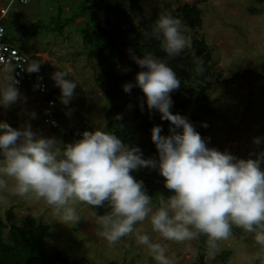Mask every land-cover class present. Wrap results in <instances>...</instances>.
<instances>
[{
	"label": "clouds",
	"instance_id": "9594fccd",
	"mask_svg": "<svg viewBox=\"0 0 264 264\" xmlns=\"http://www.w3.org/2000/svg\"><path fill=\"white\" fill-rule=\"evenodd\" d=\"M149 35L160 42L168 59L191 48L181 20L168 13L159 15ZM126 51L140 71L134 82L122 85L123 92L138 88L149 113L154 110L161 121L171 125L168 135H161L159 125L151 128L157 158L144 159L138 147L101 130L84 131L74 143H64L57 136H40L32 130L33 111L16 129L0 121V189L12 180L17 196L42 201L50 208L53 220L66 226L80 221L76 204L93 208L107 205L109 211L96 217L98 235L111 246L134 234L137 245L146 248L156 264L174 261L166 254V244L153 242L136 227L145 221L163 241L184 243L206 237L211 256L219 251V242L231 237L234 227L251 234L255 244L264 249V151L257 153L256 159H238L227 151L206 147L192 123L170 111V93L181 81L167 61L151 52L139 56L131 48ZM40 66L39 61L31 60L24 70L37 73ZM70 71L57 70L50 77L60 90L59 102L66 107L77 88L68 78ZM204 71L202 62L195 64L194 76ZM16 84L12 76L0 81V108L8 109L21 99ZM36 87L39 85L34 90ZM139 107L143 111L144 104ZM253 143L260 145L262 138L256 137ZM142 168L157 171L171 195H159L154 201L143 182L131 175Z\"/></svg>",
	"mask_w": 264,
	"mask_h": 264
},
{
	"label": "rangeland",
	"instance_id": "374dc122",
	"mask_svg": "<svg viewBox=\"0 0 264 264\" xmlns=\"http://www.w3.org/2000/svg\"><path fill=\"white\" fill-rule=\"evenodd\" d=\"M79 0H31L21 6L11 0L7 6L4 27L12 43L26 51L34 60L41 63L49 84L55 88L50 78L57 70L70 69L69 79L76 84L73 100L66 107L59 102L56 113L65 130L52 129L44 123L43 117L53 114L47 108L43 97L29 88H19L21 99L8 109L0 108V121L12 128L21 127L28 120V112H35L31 121L32 130L40 136H57L64 143H73L71 128L85 131H104L102 112L107 102L94 82L96 64L87 48L81 42L77 29L84 22L79 17L63 29L61 34L40 31L35 37L28 32L34 23H48L56 5L63 2L62 9L69 11V5ZM146 15L168 8L175 9L179 4H193L202 11L201 26L193 30L182 25L183 33L190 40L203 38L211 50V73L217 80L208 91L210 98L216 99L215 109L225 121L215 119L206 147L221 152L227 151L238 159H256V154L264 151V0H139ZM165 3L168 4L165 7ZM165 7V8H164ZM250 7H261L257 14H250ZM214 77V78H215ZM10 72L0 70V81H8ZM213 79V78H212ZM58 95L60 90L58 88ZM104 109V110H103ZM190 109L185 113L189 115ZM47 113V114H46ZM256 137L262 143H253ZM264 170V163L261 164ZM158 198V197H157ZM157 198H154L155 201ZM80 221L76 225H64L53 220L50 208L33 197L21 198L16 195L14 182L7 181V187L0 189V216L6 224L7 212H13V221L21 224L27 214L39 222L49 225L50 237L43 240L48 254L59 249L69 259L84 257L94 264L119 261L130 264H156L147 249L137 245L134 234L122 238L115 245H109L98 235L96 215L88 205H75ZM146 232L153 242L166 244L167 255L174 264H193L197 257L195 241L177 243L163 241L152 232L147 221L137 225ZM219 251L211 256L205 251V264H264V249L255 244L251 234L233 228L228 240L218 244ZM190 249V250H189ZM223 249L230 250L225 262L218 261Z\"/></svg>",
	"mask_w": 264,
	"mask_h": 264
},
{
	"label": "trees",
	"instance_id": "16d2710c",
	"mask_svg": "<svg viewBox=\"0 0 264 264\" xmlns=\"http://www.w3.org/2000/svg\"><path fill=\"white\" fill-rule=\"evenodd\" d=\"M14 1L24 6L17 0ZM166 6L168 8L167 3ZM62 7L63 2L56 5L54 12L49 16V22L34 23L28 33L32 37L40 31L59 35L65 27L72 25L74 20L84 17L83 24L77 29L81 33V42L94 59L97 67L94 82L108 105L102 112L104 132L117 135L130 147H138L144 159L157 158L155 146L151 141V128L159 125L162 128L161 135L169 134L170 123L161 121L160 114L154 110L149 113L143 94L138 88L134 87L130 93H124L122 90V85L134 82L136 73L140 71L128 57L126 50L131 48L139 56L151 52L167 61L181 81V86L170 93L173 101L170 111L172 114L186 117L201 138L205 139L206 144L208 143L212 122L217 118L225 121V117L218 115L214 106L217 100L208 95L217 80L211 73V50L203 38L192 39L191 48L185 49L177 57L168 59L160 49V42L149 35L156 19L161 13H165L163 10L146 15L139 0H79L76 5H69L68 13H65ZM260 11L261 7L249 8L252 15ZM166 13L179 18L182 25L191 30L201 26L202 11L196 5L179 4L175 9L168 8ZM6 41L12 43V38L7 36ZM198 62H202L205 71L201 76H194L193 68ZM44 74L46 75L45 72ZM52 92H58V87H52ZM140 104H144L143 111L139 107ZM189 109V115L186 116L185 113ZM55 114L60 120L58 113ZM202 123H206L207 127H201ZM131 175L143 182L147 194L153 199L159 195H171V192L164 188L163 177L157 171L142 168ZM88 207L96 216L109 211L107 205L100 208ZM5 219L9 224L0 216V264H94L84 257L69 259L59 249L48 254L43 240L51 235L49 225L39 222L33 215L27 214L21 224H16L13 221V212L9 210ZM205 240L204 236L194 240L198 250L193 264H205ZM229 256L230 250L223 249L216 255V259L225 262ZM101 264L130 263L114 260Z\"/></svg>",
	"mask_w": 264,
	"mask_h": 264
},
{
	"label": "built area",
	"instance_id": "2783aa9c",
	"mask_svg": "<svg viewBox=\"0 0 264 264\" xmlns=\"http://www.w3.org/2000/svg\"><path fill=\"white\" fill-rule=\"evenodd\" d=\"M11 0H0V70H7L10 72L14 80L18 81L15 85L19 88L34 89L35 85H39L35 90L41 95L45 106L53 109V114H47L43 117V121L47 126L52 129L62 130L67 129L62 121L56 116L57 106L59 104V95L57 92H52V87L49 84L47 76L44 74L43 69L40 66V70L37 73H28L24 70L27 66V62L34 60L30 54L23 49L15 46L10 41H6V30L3 22L6 18L7 6ZM20 4L28 5L30 0H17ZM50 102L52 105L50 106ZM54 122V123H53ZM85 130L81 128L71 129L73 137V143L80 139L81 133Z\"/></svg>",
	"mask_w": 264,
	"mask_h": 264
}]
</instances>
